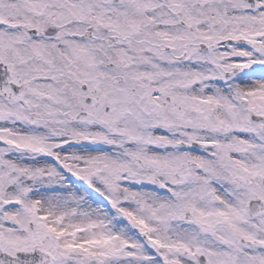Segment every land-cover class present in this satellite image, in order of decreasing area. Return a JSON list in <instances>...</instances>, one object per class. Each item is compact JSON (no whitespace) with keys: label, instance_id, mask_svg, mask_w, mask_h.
<instances>
[{"label":"snow or ice","instance_id":"6c2138e0","mask_svg":"<svg viewBox=\"0 0 264 264\" xmlns=\"http://www.w3.org/2000/svg\"><path fill=\"white\" fill-rule=\"evenodd\" d=\"M0 264H264V0H0Z\"/></svg>","mask_w":264,"mask_h":264}]
</instances>
